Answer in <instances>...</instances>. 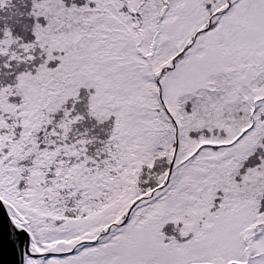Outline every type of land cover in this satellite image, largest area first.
<instances>
[{
	"label": "snow or ice",
	"instance_id": "obj_1",
	"mask_svg": "<svg viewBox=\"0 0 264 264\" xmlns=\"http://www.w3.org/2000/svg\"><path fill=\"white\" fill-rule=\"evenodd\" d=\"M0 264H264V0H0Z\"/></svg>",
	"mask_w": 264,
	"mask_h": 264
}]
</instances>
